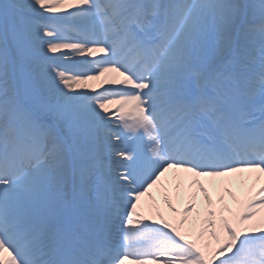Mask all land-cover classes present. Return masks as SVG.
<instances>
[{
    "label": "snow or ice",
    "instance_id": "snow-or-ice-1",
    "mask_svg": "<svg viewBox=\"0 0 264 264\" xmlns=\"http://www.w3.org/2000/svg\"><path fill=\"white\" fill-rule=\"evenodd\" d=\"M170 170L215 247L181 231L195 194L142 223ZM245 172L211 210L198 178ZM262 180L264 0H0V264H264Z\"/></svg>",
    "mask_w": 264,
    "mask_h": 264
},
{
    "label": "bare ground",
    "instance_id": "bare-ground-1",
    "mask_svg": "<svg viewBox=\"0 0 264 264\" xmlns=\"http://www.w3.org/2000/svg\"><path fill=\"white\" fill-rule=\"evenodd\" d=\"M71 26V25H70ZM69 35H73L72 33ZM60 56V53L49 54ZM103 53H97L95 57L89 59H101ZM106 77H100V79L95 81H90L88 84V90H94L96 92H102L104 88L108 87L105 83ZM116 105H109V115H112L115 111ZM115 117L113 116V119ZM122 131V129H119ZM138 144H146L147 140L137 141ZM145 151L147 149L145 148ZM119 160V158L117 157ZM253 174L250 173H240L235 174L232 177L226 178H211V177H199L201 183L205 188L208 189L209 195L212 200V209L217 212L222 207H226L230 211L224 213L225 216H231L242 210V202L249 195L248 189L251 187L253 181L249 179ZM192 179L189 174L183 172H176L175 170H170L162 178L158 185L153 187L149 193L143 197L139 202L138 211L142 213L144 219L142 223L152 224L154 219H159L158 213L163 215V219L170 223H176L179 226V220L182 218L183 209L189 202L190 194H195V209L188 217V224L181 228L182 233L188 239L197 240L200 243H211L215 247V241L205 235L204 239L199 240V229L195 230V223L200 220V222L205 219V214L209 210V206L206 204L203 198V194L199 192L197 188H190L189 182ZM264 183V180L261 181ZM260 184L256 185L259 188ZM225 189L231 191L232 195H229ZM167 195L171 199L173 206L176 208V212H171L167 205L164 203V197ZM220 197H223V205L219 203ZM264 219V209L259 210V215L253 220L249 221V224H255L259 220ZM157 227H162V225H155Z\"/></svg>",
    "mask_w": 264,
    "mask_h": 264
},
{
    "label": "rangeland",
    "instance_id": "rangeland-1",
    "mask_svg": "<svg viewBox=\"0 0 264 264\" xmlns=\"http://www.w3.org/2000/svg\"><path fill=\"white\" fill-rule=\"evenodd\" d=\"M68 34H71V33H68ZM117 123H118V122H117ZM199 223H200V220H198V221L195 223V225H194V229H195V230L198 228Z\"/></svg>",
    "mask_w": 264,
    "mask_h": 264
}]
</instances>
